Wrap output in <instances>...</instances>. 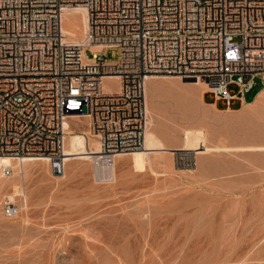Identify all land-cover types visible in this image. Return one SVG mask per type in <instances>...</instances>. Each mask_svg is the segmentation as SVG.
Masks as SVG:
<instances>
[{"label": "rangeland", "instance_id": "rangeland-1", "mask_svg": "<svg viewBox=\"0 0 264 264\" xmlns=\"http://www.w3.org/2000/svg\"><path fill=\"white\" fill-rule=\"evenodd\" d=\"M155 76L146 101L157 150L122 155L110 179L84 158L59 176L47 160L0 175V264H264V100L248 105L264 83L219 110L203 102L205 82ZM118 84L104 79L108 91ZM67 122L91 145L87 117Z\"/></svg>", "mask_w": 264, "mask_h": 264}, {"label": "built area", "instance_id": "built-area-1", "mask_svg": "<svg viewBox=\"0 0 264 264\" xmlns=\"http://www.w3.org/2000/svg\"><path fill=\"white\" fill-rule=\"evenodd\" d=\"M78 6L87 28L71 42L62 16ZM113 48L118 58L108 60ZM156 74L205 82L227 110L243 103L256 78L264 83V0H0V173L13 172L4 158L40 157L63 174L72 114L87 117L99 141L94 166L112 168L144 147ZM109 76L116 90L104 89Z\"/></svg>", "mask_w": 264, "mask_h": 264}, {"label": "bare ground", "instance_id": "bare-ground-1", "mask_svg": "<svg viewBox=\"0 0 264 264\" xmlns=\"http://www.w3.org/2000/svg\"><path fill=\"white\" fill-rule=\"evenodd\" d=\"M68 13H77L78 15L69 19L67 17ZM86 28H87V13L83 7L78 6V7H73V8H67L63 12L62 29H63L64 34L66 35V40L71 41V42H82L83 39L81 38L80 40V37L84 35ZM91 48L92 50L96 51V50H101L102 46L92 45ZM154 77L156 76L153 75V76L148 77V80L146 83V99H149V88L153 84ZM107 78H117V77L109 76ZM263 89L262 91L259 92L256 99L253 102L248 103V105H256L264 100V90ZM146 105H147V101H146ZM147 111H149L148 107H147ZM66 131H67V135L65 139V165L66 163H69L70 160L73 158H82V159L84 158V159L94 160L95 153H98L100 151V144L97 138L95 137V135L91 134L93 139L91 138L92 139L91 145H89V141H88L89 132H84L83 134L81 133L74 134L71 132L67 121H66ZM161 142L154 129L153 120L152 118L149 119V115H148V126L146 129L145 138H144V147L139 149L140 152L138 150H135L137 152L130 153V154H136V155L144 154V156L148 155L150 153L149 151L157 150L159 147H161ZM122 155L124 154L117 155L116 160L119 161ZM180 156H181L180 157L181 161L185 159V157H187V156L183 157L182 155ZM37 160H47V159L40 158V157H24V158H19L17 160H13L11 158H4L3 163L5 165H11L14 168H18L19 170H22L24 168L25 163L29 161H37ZM112 168L102 169V168L95 167L96 175L98 176L99 179H101L102 177L110 179V176L107 174V172L111 171ZM0 175L2 174L0 173ZM113 177H114V170H113L112 179Z\"/></svg>", "mask_w": 264, "mask_h": 264}, {"label": "crops", "instance_id": "crops-1", "mask_svg": "<svg viewBox=\"0 0 264 264\" xmlns=\"http://www.w3.org/2000/svg\"><path fill=\"white\" fill-rule=\"evenodd\" d=\"M208 90L204 91L203 94H202V100L205 104H208V105H211L213 104L215 106L216 109H219V110H226V107L224 105V102L221 101V100H214L213 96L211 93L207 92ZM209 96L212 101L210 100H207L206 97ZM243 103H241L240 100H234L233 101V105L232 107L230 108L231 109H234L235 105H237V107H240L242 106Z\"/></svg>", "mask_w": 264, "mask_h": 264}, {"label": "trees", "instance_id": "trees-1", "mask_svg": "<svg viewBox=\"0 0 264 264\" xmlns=\"http://www.w3.org/2000/svg\"><path fill=\"white\" fill-rule=\"evenodd\" d=\"M237 108H239V107H234V109H237Z\"/></svg>", "mask_w": 264, "mask_h": 264}]
</instances>
